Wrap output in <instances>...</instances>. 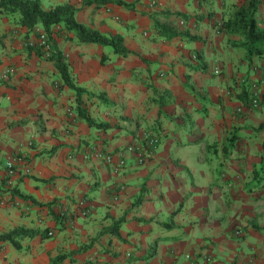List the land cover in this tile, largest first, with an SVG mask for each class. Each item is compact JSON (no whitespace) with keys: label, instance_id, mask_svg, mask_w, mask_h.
<instances>
[{"label":"crops","instance_id":"0c3cea01","mask_svg":"<svg viewBox=\"0 0 264 264\" xmlns=\"http://www.w3.org/2000/svg\"><path fill=\"white\" fill-rule=\"evenodd\" d=\"M119 1L134 8L42 0L45 9L74 6L79 23L123 36L135 52L121 57L74 33L54 35L86 91L82 109L108 128L80 116L56 63L28 45L42 28L0 12V188L42 205L0 195V234L38 232L19 248L0 241V264H51L61 255V264H264V131L254 129L264 123V82L235 83L256 62L246 64L220 28L246 0ZM158 25L198 40L167 39ZM214 59L228 77L208 73ZM253 86L257 108L239 97L248 87L252 98ZM148 133L160 142L141 164L128 148L142 147ZM14 158L23 162L10 174Z\"/></svg>","mask_w":264,"mask_h":264},{"label":"trees","instance_id":"16d2710c","mask_svg":"<svg viewBox=\"0 0 264 264\" xmlns=\"http://www.w3.org/2000/svg\"><path fill=\"white\" fill-rule=\"evenodd\" d=\"M111 2L123 7L134 8V5H129L119 0L116 2L113 0H85L84 4L85 6L96 5L97 7H104ZM260 5L261 0H246L241 6L234 10L229 20L221 24V32L231 37L230 44L234 48L244 51V60L250 67L253 65L256 59L264 57V28L260 27L259 21L257 19V15L260 11ZM0 12L7 17L13 18L18 25L22 26L23 28H27L30 31H33L39 27L42 28V30L49 37L52 46V52L49 56H46L44 51H39L43 57H46L48 60H52L56 63L61 73L64 85L68 86L73 92H75L79 104L78 110L80 116L91 126L108 128L109 124H97L82 109L80 104L86 91L74 83L64 55L54 48V35L56 34L57 36H64L65 33L70 32L75 34L78 42L96 44L102 47L110 48L115 55L128 57L135 54V52L127 48L123 36H105L97 30L79 23L76 19L77 9L70 4H61L50 9H45L43 7L42 0H0ZM179 16L186 18L182 14H179ZM58 27H60L59 30H57ZM157 29L160 31L164 30L163 33L167 39L182 37L187 38L189 41L198 40V38L195 36L178 32L174 28L167 25H158ZM251 95L252 92L247 87L243 90L239 97L245 106L252 108V98H250ZM90 97L92 98L94 95L90 94ZM254 129L255 131L263 132L264 123ZM233 145V140H231L227 150ZM49 154L51 155L52 152ZM261 170H263V168H261ZM260 174V170L255 171L256 177ZM7 192H9L15 198L19 197L24 201L31 200L33 204L38 205V202L35 199L22 194L16 188H8L7 190L0 188V195ZM38 206L41 207L42 205ZM119 223H122V221L118 222L117 226ZM117 226L114 227L113 231ZM37 234V231L19 228L6 234H0V241L10 242L16 248H19L18 240L20 238L32 237ZM47 236L48 234L45 235V237ZM87 248L88 246H86L84 250ZM67 257V255L58 256L52 261L51 264H61Z\"/></svg>","mask_w":264,"mask_h":264},{"label":"built area","instance_id":"2783aa9c","mask_svg":"<svg viewBox=\"0 0 264 264\" xmlns=\"http://www.w3.org/2000/svg\"><path fill=\"white\" fill-rule=\"evenodd\" d=\"M220 28H221V26H220ZM59 29H60V27L57 28V30H59ZM28 45L30 47L40 48L42 51H44L46 53V56H49L52 52L51 51L52 46H51L49 37L45 32L40 33L37 40L36 41H30L28 43ZM215 72H216V74L220 73L218 69H216ZM14 73H15L14 69H9L2 74L1 79L3 81H7L10 78V76H12ZM255 87L253 86V88L255 89L254 90L255 94L252 97V106L257 108L260 106V99H259L260 97H259L258 91L256 90ZM159 142H160V139L157 135H155L153 133H148L146 135V138H145V144L142 147H138V148L130 147V148H128V150L129 151H135L136 150L139 162L141 164H144L155 155V153L158 149V146H159ZM96 153L98 154L99 157H104L108 163L113 162L112 156H110V155L104 156L100 152H96ZM22 162H23V160L21 158H14L12 160H9L5 164V168L8 169L10 174H13L14 170L16 168V165L19 163H22ZM1 166H2V163L0 162V167ZM125 166H126V161L124 159L120 160L118 162V164L115 166V172L120 173L125 168ZM50 235H52V233H50Z\"/></svg>","mask_w":264,"mask_h":264},{"label":"rangeland","instance_id":"374dc122","mask_svg":"<svg viewBox=\"0 0 264 264\" xmlns=\"http://www.w3.org/2000/svg\"><path fill=\"white\" fill-rule=\"evenodd\" d=\"M257 16H258L257 19L259 21L260 27L264 28V9L259 11ZM108 50H111V49L108 48ZM241 52H242V50L235 49V53L236 54L239 55ZM255 62H256V64L253 65V69L256 67L257 70H255V72H252V69H246V71L243 72V75H241L240 77L238 75H235V80L234 81H235L236 84L237 83L239 84V81L241 82L242 80L245 79L247 82L256 83V84H258V86L260 88H262L263 82H264V57L256 59ZM209 65L210 66H209L208 73L211 74V76L213 78V74L215 73L216 68L218 66L219 67H222V66L220 64H218L216 59H214L212 62H210ZM218 70H219L220 73L219 74H215V78L224 79V78L228 77L226 72L220 70V68Z\"/></svg>","mask_w":264,"mask_h":264}]
</instances>
